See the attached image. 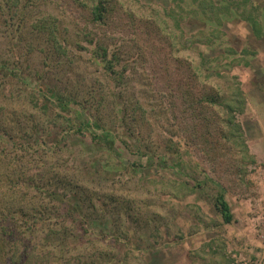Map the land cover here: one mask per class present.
I'll list each match as a JSON object with an SVG mask.
<instances>
[{
    "label": "rangeland",
    "instance_id": "obj_1",
    "mask_svg": "<svg viewBox=\"0 0 264 264\" xmlns=\"http://www.w3.org/2000/svg\"><path fill=\"white\" fill-rule=\"evenodd\" d=\"M113 1L117 7L106 23L96 24L73 0H0V132L7 139L0 150V232L18 236L23 209L52 212L35 185L56 173L74 187L62 188L66 196L61 191L54 201L65 206L63 219H77V238L58 244L52 212L53 226L36 231L31 246L48 247L42 254L53 264L264 258V0L244 2L258 7V34L240 17L243 0H207V14L202 0ZM224 5L230 16L218 9ZM154 10L172 27L180 19L184 31L174 46L154 26ZM219 10L221 25L214 16ZM47 15L62 32L63 56L34 29ZM186 39L193 44L183 47ZM99 43L119 51L124 75L105 70L94 52ZM180 58L193 66L212 60L209 88L220 95L215 105H200L205 89L196 74L186 84L190 69L175 61ZM227 102L237 126L227 122ZM105 134L114 139L112 148ZM168 138L177 150H165ZM15 141L26 149L19 156ZM219 196L228 203L230 222ZM23 249L10 252L23 255Z\"/></svg>",
    "mask_w": 264,
    "mask_h": 264
},
{
    "label": "trees",
    "instance_id": "obj_2",
    "mask_svg": "<svg viewBox=\"0 0 264 264\" xmlns=\"http://www.w3.org/2000/svg\"><path fill=\"white\" fill-rule=\"evenodd\" d=\"M75 3H77L83 10H88L89 15H90V19L92 20L93 23H98V24H104L106 23L107 19L109 18V16H111V14L113 13L114 9L117 7V4L115 1L110 2L111 0H73ZM247 1L250 0H243L242 2H240V4H244L245 6H242V11L240 13V17L242 19H245L247 21H249L252 25V29L254 30V32L256 34L260 33L261 31V25H260V21L257 19V16L255 14V11L258 9V7H255V11L251 10L249 8H247ZM183 1H179V9H183V5L181 4ZM207 0H202L199 1V6H201V11H203L205 14H207V9L206 7L208 6L207 4ZM245 2V3H244ZM251 2V1H250ZM222 8H226L225 10V14L226 16H230V10L227 9L228 6L224 5L218 9H222ZM253 8V7H252ZM258 11V10H257ZM220 12V14H219ZM134 14V13H131ZM150 15H152V17H154L153 15H156L158 17V23L156 26L159 30L161 35H163V37L165 38V40L167 41V44L171 46L175 45V39H177L178 37L181 38V34L183 33L184 29L183 27L180 26V19L178 18H174L175 21V25L172 27L169 25V23L167 22V20L165 19L164 16H162L161 13H159L157 10H154L153 13H151ZM214 16H217V20H216V24L217 25H221V21L223 19V12L221 10H219L218 12H215ZM149 16H147L148 18ZM217 28V27H215ZM34 29L38 31V34H44L47 35L48 38H50L53 43H55V45L52 47V52L55 54H59L61 56H63V53L60 52L61 50H65L63 42L64 39L62 37V32L57 31L58 29V22L56 21V18L47 15L44 16L42 18H39L37 21H35L34 23ZM178 32H180V35H178ZM93 40H90V43L92 44ZM189 42V39H186L184 42H182V46H191L192 43H189L188 45H186ZM204 44H208V43H204ZM60 48H62L60 50ZM94 52L97 55L101 56L103 58V62L105 65V70L108 72H117V74H121L124 75V71H119L118 66L120 64V62H118V50H115L114 52H110V50L102 44H96L95 45V49ZM66 53V51H65ZM114 53V54H113ZM95 56V57H96ZM205 56V55H204ZM175 61L182 65L183 64L186 66V68H189L190 70L186 73L187 77H186V84L187 85H192L194 80H195V74L197 79L195 81L198 82V84L200 86H202L205 91L202 94V97L200 98V105H204L203 103H209L211 105H215L218 100H219V92L214 91L213 87L210 89L209 86H211V84H213L212 82V78L213 76H210V72L209 70L212 68L211 67V62L212 60L208 59V58H203L201 60V62L198 64V66H193L191 64H185V62L183 61L182 58H180V60L175 59ZM211 61V62H210ZM208 65V66H207ZM0 66L2 67V63L0 62ZM124 70V69H123ZM190 72V73H189ZM171 73V72H170ZM199 73V74H198ZM173 74V73H171ZM219 77L221 76L220 74L218 75ZM182 83H183V79H182ZM184 84V83H183ZM210 89L209 91H206ZM238 91V89H237ZM239 91H241L239 89ZM238 91V92H239ZM236 93L235 95L238 96V94L241 93L242 95V91L239 93ZM189 95V96H188ZM186 96L191 97L192 100L196 99L194 96L191 95V92L186 93ZM194 98V99H193ZM242 98V96H241ZM240 102L243 101L242 99H239ZM242 100V101H241ZM233 101V100H232ZM227 107L232 110V113L230 114V116L227 119V122L230 124L235 125L234 123V119H235V115L233 113V107H230V105H228L227 102ZM232 108V109H231ZM231 112V111H230ZM237 126V125H235ZM106 133L108 132V130H104ZM102 139H104L107 143V146L111 147L114 144V139H111L109 137L108 134H105L102 136ZM5 141V142H4ZM6 137L4 136L3 133L0 132V150L5 151L6 150V146L4 144H6ZM4 143V144H3ZM165 146V150H177L178 146L177 143L171 139H167L166 143L164 144ZM112 148V147H111ZM26 149H24V144L22 141H15V151L17 152V156H19L18 153H20L21 151H24ZM21 154V153H20ZM161 155V154H160ZM15 172V171H14ZM5 174V180L10 182L11 179V183H13L14 178L9 174V173H4ZM15 175L16 172H15ZM20 175V174H18ZM17 175V182H19L22 178L19 177ZM21 176V175H20ZM25 176V175H24ZM23 182V179H22ZM21 183H18V186H20ZM36 188L43 190V192L41 190H38L42 195L43 198L45 199V201L43 200V203H48L49 205H45V207L50 208L49 210H51L54 215L55 218L53 219L52 216V212H48L47 209H39L38 207L35 206H31L32 208L28 209L27 211H23L20 213L19 215V226L21 229H23V231L21 233L18 234V236H15V233L12 230H8L9 232L6 234L4 232H0V264H53L52 259H50L49 257L44 256L42 253L45 251L43 250H49L47 252H50V249L48 247H46L45 249H42L41 251H33L34 250V246H31V238L32 235L36 232V231H41V229L43 228L44 224H48V225H52V219L53 224H55L54 226H56V231L59 233L57 235L58 238L60 239V242L58 243L59 245L67 242L68 238L70 236L74 237L75 239L77 238V236L74 234V229L77 223V219L74 220H70L68 218H64L63 219V214L62 213H66V209L65 206L61 203L58 204L57 201H54L58 198V196L61 194L62 191V195L66 196V192L64 193L63 190H67L68 188L70 189H74V187L72 186V182L71 180L69 181V179H64V178H59L57 176L56 173H53V175L46 181L43 182H39L36 185ZM63 188V190H62ZM81 196L83 197L82 193ZM218 206L222 212V214L224 215V219L227 222H230L232 219V215L230 213V208L228 206V203L226 202V200L222 197L219 196L218 198ZM15 207L18 209L20 208V203H15ZM29 208V207H27ZM61 209H63V212L61 211ZM10 211V210H8ZM62 212V213H61ZM51 213V214H50ZM57 213V214H55ZM62 217V219H61ZM70 220V221H69ZM53 226V225H52ZM52 236L55 235H51V236H47V238H51ZM48 245H51L53 243L48 242ZM28 245V246H27ZM16 246H24L25 250L22 254H18V253H12L10 251H12L13 249H15ZM29 247H32L31 253L34 255L32 256V260L27 259L29 256V252L30 249ZM65 251V250H64ZM41 252V253H40ZM27 253V254H26ZM36 253V255H35ZM59 259H62L64 254L61 252L60 254H57L56 257ZM33 258H37L35 260H33ZM45 261V262H42ZM65 261V260H64ZM83 262H79V263H75V264H89V263H84ZM60 264V263H59ZM65 264V263H64ZM94 264V263H93Z\"/></svg>",
    "mask_w": 264,
    "mask_h": 264
},
{
    "label": "built area",
    "instance_id": "obj_3",
    "mask_svg": "<svg viewBox=\"0 0 264 264\" xmlns=\"http://www.w3.org/2000/svg\"><path fill=\"white\" fill-rule=\"evenodd\" d=\"M259 219L262 223H264V211L259 213ZM236 264H264V258H256L251 260L241 257L237 260Z\"/></svg>",
    "mask_w": 264,
    "mask_h": 264
}]
</instances>
